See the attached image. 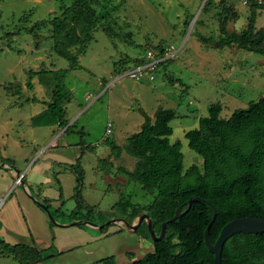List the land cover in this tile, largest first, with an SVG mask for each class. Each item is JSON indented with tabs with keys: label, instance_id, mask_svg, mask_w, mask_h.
<instances>
[{
	"label": "rangeland",
	"instance_id": "1",
	"mask_svg": "<svg viewBox=\"0 0 264 264\" xmlns=\"http://www.w3.org/2000/svg\"><path fill=\"white\" fill-rule=\"evenodd\" d=\"M73 1L0 0V151L9 161L8 169L0 172V179H6L10 168L21 173L30 163L31 155L34 157L35 151L42 150L52 138L53 145L44 149L45 156L57 154L75 164L81 155L82 199L95 207L88 222L105 225L120 217L111 213L120 196L141 208L154 199L138 183L130 181L122 187L105 180L126 179L116 172L117 168L131 171L134 167L135 160L124 152L114 157L107 142L122 146L131 134L139 131L143 118L138 109L150 117L157 108L174 110L176 118L170 123L173 130L170 142L181 143L184 170L191 165L201 168L202 158L188 148L184 133L198 127V119L208 115L211 104L219 103L220 118L228 119L234 110L264 98V56L235 47L217 50L210 41L219 35L220 20L225 21L227 32L240 33L246 28L249 8L237 0H91L100 20L92 41L84 54L78 56L81 69L69 71L65 79L71 96L65 118L72 127L58 141V131L49 134L47 129L30 124V118L41 110L44 102L50 101L51 87L41 84L44 78L39 76L28 79V71L69 67L52 50L50 21L61 16ZM42 22L45 25L39 26ZM33 27L36 39L28 33ZM105 27L108 32L103 31ZM255 28L264 31V10H256ZM157 46H173L174 53L157 68L153 80L144 75L139 80L125 76ZM76 51L77 46L71 48L73 54ZM28 82L33 85L31 89H27ZM108 122L112 127L111 134L106 136ZM43 134L50 139L41 143ZM59 167L62 166L54 164L55 171ZM61 173L64 185L66 179H75L69 170ZM62 198L66 217L54 219L61 226L71 223L67 215L75 207L72 198L65 194ZM107 227L106 232L112 233L87 248L92 250L89 258L84 250L74 249L45 264H100L90 261L100 258L105 251L99 245L119 234L114 232L116 225ZM79 228L88 229L72 226L63 233ZM0 240L5 242L1 235ZM120 243L108 248L107 257ZM96 246L99 247L95 251ZM1 252L2 249L0 264H17L11 255Z\"/></svg>",
	"mask_w": 264,
	"mask_h": 264
},
{
	"label": "trees",
	"instance_id": "2",
	"mask_svg": "<svg viewBox=\"0 0 264 264\" xmlns=\"http://www.w3.org/2000/svg\"><path fill=\"white\" fill-rule=\"evenodd\" d=\"M56 1L62 3L64 0ZM248 8V23L240 33L227 32L225 21H219V35L215 40L210 39L215 49L235 47L264 56V31L255 28L256 10H264V0L261 4L249 0ZM99 20L91 0H74L69 7H65L61 16L52 17V50L67 61L69 67L55 71H28V79L39 76L44 78L41 84L51 87V99L46 103V108L31 118L33 127L56 125L65 128V134L70 132L72 126H67L65 110L71 96L65 79L69 71L81 69L78 56L84 54L92 41ZM38 25H45V22ZM34 28L28 33L36 39ZM105 30L108 32L109 29L105 27ZM76 46L77 51L73 54L71 48ZM160 51L161 47H155L154 52ZM144 61L145 57L136 65ZM26 86L31 89L32 83L28 82ZM138 112L143 118L138 132L131 134L122 146L106 142L114 157L124 152L135 160L131 171L119 167L116 172L123 174L128 182L138 183L154 199L151 204L141 208L120 196L111 213L118 214L129 224H133L139 215L146 214L156 235L160 233L163 223L168 224L160 242L149 239L146 223L137 228L135 233L151 241L153 251L130 264H213V255L204 244V231L213 216L208 205L195 202L182 217L172 223L168 221L173 218L177 208L181 207L182 213L186 210L190 198L207 200L217 212L208 233L209 242L214 244L222 228L229 222L240 218L264 217V98L249 102L244 109L234 110L228 119L220 118L222 107L219 103L209 105L208 115L198 119V127L184 133L188 148L202 158L201 168L191 165L186 170L183 169L181 143L170 142L173 133L170 123L176 118V112L157 108L152 118L141 109ZM0 163L9 165V161L1 155ZM66 169L75 177L71 197L75 207L67 215L68 221H89L95 207L87 205L82 199L83 171L78 163L76 167L68 165ZM42 204L54 219L66 217L64 211L51 210L45 201ZM49 225L55 226L51 221ZM107 228L103 224L100 232L104 233ZM53 248L51 245L48 250ZM0 249L1 254L11 255L17 264H38L50 257H46V250L23 244L10 245L2 240ZM100 263L114 264V257ZM221 264H264V233L237 234L229 238L223 245Z\"/></svg>",
	"mask_w": 264,
	"mask_h": 264
},
{
	"label": "crops",
	"instance_id": "3",
	"mask_svg": "<svg viewBox=\"0 0 264 264\" xmlns=\"http://www.w3.org/2000/svg\"><path fill=\"white\" fill-rule=\"evenodd\" d=\"M46 103L47 102H44L41 106V110L35 115L41 113L46 108ZM75 119H77V117L72 121ZM70 124L71 123H69L68 120L67 126ZM42 128L47 129L49 134L54 130L58 131L59 135L56 136L58 141L61 140V136L65 135V128H59L56 125ZM41 136H43L41 143H43L46 138L50 139L46 134ZM32 142L36 143V139L32 140ZM49 142L50 143L44 146L42 150H39L38 152L35 151L34 157L31 155L30 163L26 167H23L21 173L19 170L10 168L9 172L6 173V179H0V235L5 239V243L10 245L23 244L37 248L38 250H46L48 253L46 254V257H50L38 264L53 263L55 259L62 258L64 254L71 252L74 249H80L82 252L84 250L89 258L92 250H87V248H90L92 244H96L98 241L107 238L108 233L112 232H106L107 228L104 233H101L100 229L86 226L88 229L79 228L71 233H63L65 228L58 227V229L50 227L48 217L36 204V201L40 203L45 201L55 209L63 211L64 199L62 196L65 194L70 198L72 197L75 179H73V181L72 179H66L64 185L61 170L63 172L68 171L66 170V166L68 165H74V167H76L81 158V155L78 156L80 158L78 159L77 157L74 164L66 162L65 158L57 154H48L45 156L44 149L53 145L51 144L52 138ZM0 155L2 158L7 159L2 156L1 151ZM106 159L108 158H103V160ZM108 160L111 162L110 159ZM55 163L57 166H62L59 167L61 170H54ZM8 167V165L1 163L0 172H2V169H8ZM20 176L22 177L20 183L16 184L17 178ZM105 180L108 183L115 182L122 187L128 183L127 179ZM122 180L125 181L122 182ZM11 189L13 191L8 195V192ZM27 193L34 198V200L28 197ZM5 195L8 196L3 199ZM116 226L118 228L114 232L117 231L119 234L115 237H110L103 245H99L103 247L105 251L101 253L100 258H95V260L90 261L100 263V261L108 258V248L114 247L119 242L121 243L112 250L110 256L114 257V264H130L132 261L140 259L145 254L153 251V245L151 242L142 239L135 232L128 231L120 225ZM122 230H126L125 233H121ZM131 240L133 241L132 243ZM51 245H53L54 248L50 251L48 249ZM99 246H96L94 250L96 251ZM141 251H143L142 255L139 254Z\"/></svg>",
	"mask_w": 264,
	"mask_h": 264
},
{
	"label": "water",
	"instance_id": "4",
	"mask_svg": "<svg viewBox=\"0 0 264 264\" xmlns=\"http://www.w3.org/2000/svg\"><path fill=\"white\" fill-rule=\"evenodd\" d=\"M193 22H194V20H193ZM27 196L30 197L32 200H34V198H32L28 193H27ZM198 201L205 203L213 211L212 219L204 231V244L207 247L208 251L213 255V264H221L223 245L232 236L237 235V234L261 235L264 233V217L260 218V219H249V218L235 219V220L229 222L228 224H226L222 228L216 242L214 244H211L209 242V239H208V233H209L210 227L212 226V224L215 221L217 212H216L215 207L210 202H208L207 200H204V199H200L199 197L190 198L186 203L187 207L183 213H182L181 207L177 208V210L175 211V215L168 222L172 223L176 219H179L180 217H182L185 213H187L189 211L191 205L195 202H198ZM36 203H38L40 208L43 209V211L45 212L49 221H51L55 225H58L54 221V218L52 217L50 212L47 210V208L42 203H40L38 201H36ZM142 223L147 224V228L149 231V239L152 242H160L164 238L166 226L168 223L167 222L163 223L161 225L160 233L158 235H156V233L154 232V229L152 227V222L146 214L139 215L137 217L136 223H134V224H129L124 218L119 217V218L111 220L109 223H106L105 225L116 224V225L122 226L124 229H126L128 231L135 232L137 230V228ZM58 226L64 227V228H69L72 226H89L92 228L101 229L103 225H96V224H93L92 222H88V221H77V222H72V223H69V224H66L63 226H61V225H58Z\"/></svg>",
	"mask_w": 264,
	"mask_h": 264
},
{
	"label": "built area",
	"instance_id": "5",
	"mask_svg": "<svg viewBox=\"0 0 264 264\" xmlns=\"http://www.w3.org/2000/svg\"><path fill=\"white\" fill-rule=\"evenodd\" d=\"M239 1L243 6H248L249 0H237ZM258 4L262 3V0H254ZM174 47L173 46H166L161 47L160 52H147L145 55V61L142 64L136 65L128 71L125 76L129 77L133 80H139L143 75L148 76L149 80L154 79V73L157 70V68L160 66L162 62H165L169 55L174 53ZM111 122H108L106 125V136L111 134ZM21 176L17 178L16 184L20 183Z\"/></svg>",
	"mask_w": 264,
	"mask_h": 264
}]
</instances>
